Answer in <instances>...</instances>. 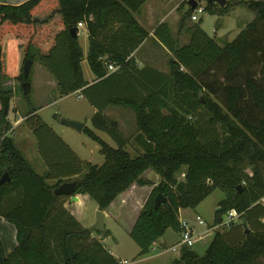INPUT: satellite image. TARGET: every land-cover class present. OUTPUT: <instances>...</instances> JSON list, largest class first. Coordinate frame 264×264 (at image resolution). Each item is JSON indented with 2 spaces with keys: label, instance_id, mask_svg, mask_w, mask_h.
<instances>
[{
  "label": "trees",
  "instance_id": "obj_1",
  "mask_svg": "<svg viewBox=\"0 0 264 264\" xmlns=\"http://www.w3.org/2000/svg\"><path fill=\"white\" fill-rule=\"evenodd\" d=\"M146 1L27 0L14 6L0 4V46L5 37L13 36L20 42L24 61L34 63L32 51L40 59H50L61 39L71 80L64 85L56 78L58 88L65 96L76 91L83 93L87 102L97 108L91 118L93 130L107 135L115 145L111 148L93 131L83 128L82 132L99 146L104 160L101 166L91 165L80 161L39 119L42 135L33 134L46 170L38 175L7 135L11 125L7 114L0 110V177L6 172L10 178L0 187V218L14 226L16 240L9 255L4 254L0 242V264H119L98 240L90 237L92 232L83 229L71 215L65 217V223L77 230H61L56 242L58 257L55 256L48 223L60 197L52 192L63 183L74 181L77 186L72 196H87L98 211H105L132 186L152 187L129 234L139 256L147 255L168 230L179 235L180 210L195 209L220 190L224 199L214 214L213 227L219 226L222 217L232 210L238 214L236 222L214 232L203 255L193 251V247H182L179 258L169 264H264V88L250 74L243 84L224 85L216 72L224 68L223 77L232 78L247 61L248 50L264 64V1L241 2L255 20L231 42L219 43L209 38L199 27L201 20L186 28L185 22L192 16L190 9L178 23V33L189 34L184 46L178 45V37H172L167 24H159L153 36L172 55L167 61V80L157 85V92L140 94L139 81L143 76L141 71L136 72L129 55L148 37L133 16ZM231 7L230 1L224 8L205 5L204 12L220 18L228 15ZM80 23L85 25L88 37L85 61L97 80L88 88L81 71L83 55L78 38L70 34ZM220 27L217 24L215 29ZM110 31L117 32L115 38L107 39L105 34ZM247 31L259 37L249 39ZM109 65L116 70L109 72ZM214 65L218 67L213 68ZM4 69L1 54L0 79L5 76ZM118 75L135 83L139 95L138 91L131 92V96L124 94ZM18 80L24 81L22 69ZM102 86L111 88V95L101 90L91 95ZM219 95L223 96L225 109L212 98ZM0 96L11 98L8 91L0 90ZM247 100L262 113L261 118L243 114ZM108 106L134 113L136 135L131 140L120 134L114 121L102 115ZM200 109L207 112L209 126L221 128L220 138L201 131ZM186 110L198 115L199 127L191 125V114H186ZM131 141L138 148L135 157L125 151ZM51 158L56 160L52 165ZM245 162L252 167L250 176L244 174ZM148 171L159 179L157 185L142 179ZM77 175L80 177L74 181L67 179ZM176 175L183 180L178 181ZM51 179L56 182L53 186L47 183ZM158 195L165 202L155 209ZM74 241L86 244L76 250Z\"/></svg>",
  "mask_w": 264,
  "mask_h": 264
},
{
  "label": "rangeland",
  "instance_id": "obj_2",
  "mask_svg": "<svg viewBox=\"0 0 264 264\" xmlns=\"http://www.w3.org/2000/svg\"><path fill=\"white\" fill-rule=\"evenodd\" d=\"M0 1L3 2L2 0ZM187 1L189 0H150L147 5L153 10L154 14L156 12L158 13L159 19L162 16H166L167 20L165 21L171 27L173 38L178 37V45L186 43L189 36V34L186 32H181L180 34L178 33L179 20L182 14L188 10V7L186 5ZM228 1H230V5H232V7L228 15L224 17L219 18L217 16H210L205 12H203L202 15H198V18H200L201 20L199 24L200 29H202L204 33L211 39L220 37L219 39H216L219 43L231 42L235 40L239 32L241 30H244L253 20H255V16L251 14L242 5L241 2L264 0H227V3ZM202 5L205 6L204 3H202ZM193 24L194 23L191 22V20H187L185 22V27H190ZM217 24H219V27L221 26L219 29H215ZM80 26L83 27V24H81ZM247 35L249 39L259 37L257 34L252 35L249 31H247ZM85 36L86 31L80 29L79 42L82 46V49L86 51L88 48V39ZM0 48L1 54L3 56V65L5 68V76L1 77L0 79V90H2L3 92L8 91L11 94V98L8 103L7 120L8 122L10 121L11 124H13V122H15L19 117H23L24 120H28H22L20 124H17L15 126L12 125L11 131L7 134L13 138L17 150L22 152L24 156L29 157L31 165L34 168L36 167L35 169H37V173L40 172L39 174L41 175L46 170L43 161L39 157L37 149L38 146L34 145L37 144L35 143L36 140L34 134L42 135V129L39 128L40 119L43 123L50 124L52 132L58 138L62 139L64 142H67L80 159L88 160V158L91 157V162L88 161L90 164L101 166L104 160L103 157H101V155H99L98 153L99 146L94 141L89 139L86 133H78L74 129L61 126V120L83 123L84 128L93 131L94 134L103 142L108 144L111 148H115L114 143L107 135L103 133H97L93 130L90 119V110L87 105V99L85 98L83 93H78L76 91L65 96L61 93V88L55 87L52 83L53 81L50 80V78H53L55 79V81H57L56 78H59L60 80H62L64 85L69 84L71 80V73L66 62V52L63 41L59 39L57 48L54 51V55L50 59H40L38 55L34 51H32V54L35 57V62L33 63L28 76L30 83V91L28 97H24V95L22 94V82L18 80L24 61V52L23 49L20 48V42L16 41L13 36L8 35L4 38ZM246 60L247 61H245L239 67L235 75L230 79H226L223 77L224 68L220 66V68L222 69L216 70L218 79L222 80L224 85L230 83L239 85L243 84L246 75L250 74L254 78V80L264 88V64H261L258 61V55H255L250 50H248L246 53ZM81 63L83 78L86 81H90L93 74L89 70V67L85 60H83V62ZM217 67L218 65L213 66V68ZM98 88V90L91 92V95H96L99 90H101V92H104L105 95H111L112 93V89L107 86ZM212 98L221 107H223L222 95ZM244 105L246 111L243 114L245 116L248 115L250 118L254 119L262 117V113L256 111L253 108L251 101H244ZM223 109L225 108L223 107ZM0 110H2L1 104ZM124 112H126L125 120L127 122L125 136L131 140L134 135L133 132L136 130V118L132 111L126 109ZM185 113L191 114V119H188V121H190L191 125L196 128L200 126L201 120L203 127L201 130L202 132L207 130L210 135L213 133L219 138L222 136V130L219 126L211 127L207 124L208 114L203 109H200V120L195 112L192 113L190 110H186ZM73 116L82 117V120L76 121L74 120ZM62 128H66L65 130H68V132L72 134H62L60 132ZM132 145L133 141H131L130 143V146ZM43 147L48 149V146L44 145ZM125 151L128 152L131 157H135V150L133 148L131 149L130 147H128L127 149H125ZM49 162L52 165L56 162V160L51 158L49 159ZM243 168L244 174L246 176H250L252 167L247 162H245L243 164ZM84 173L85 170H83L82 174ZM79 177L80 175H77L67 179L69 181H74ZM145 178L151 184L153 183V185H157L159 183V179L155 177V175L151 172H149ZM176 179L178 181H182L183 177L180 175H176ZM55 183L56 182L53 179L48 181V184L50 186H53ZM138 196H141L138 192V187H133L132 189H130V193H127L122 198H120V200H123V209L115 207V202L112 206L105 210V212L107 211L108 213L105 222V230L111 231L112 237L109 236L108 233H104L102 234L104 240L101 241L98 240L99 238H101V236H98L95 232L91 231L95 224V217L97 212L96 204L90 199L81 198L79 204L72 203L69 209V197H60L57 202L58 204L56 211L52 214V220H50L48 223L50 240L53 242L52 249L55 253V256L58 257V248L56 242L59 238V233L61 232V230L65 228H68V230H77L74 226L69 225L67 222L65 223V217L70 215L69 213L73 211L71 208L74 207L75 210L73 211V213L80 215L79 219H81L83 225L86 226L87 230L92 232L90 237L98 240L101 245L111 253V256L116 261L125 260L128 264H166L174 260L175 257L178 256L177 253L174 254L169 252L162 256L153 257V255L156 254V251H150V254L139 256L138 247L133 243L129 235L124 231L123 227H121V225L117 223L126 221V219L129 218L133 208H135V205L139 206L142 198H138ZM118 197L114 201H119ZM223 199L224 193L220 190H216L204 201H202L195 209L180 210V218L182 220L186 219L190 221V223H194L195 217L199 216L204 225H195L198 232L204 231L207 228H211L214 226V214L219 208L218 204ZM238 224H242V221H239ZM216 231L221 230L219 228L214 232ZM167 234L168 235H166V238L168 237V241L177 239V235L174 232L168 230ZM209 239H211V237L204 240V243L196 251L197 254L203 255L204 250L207 248ZM74 243V248L76 250H79L83 245L86 244L84 241H74Z\"/></svg>",
  "mask_w": 264,
  "mask_h": 264
},
{
  "label": "crops",
  "instance_id": "obj_3",
  "mask_svg": "<svg viewBox=\"0 0 264 264\" xmlns=\"http://www.w3.org/2000/svg\"><path fill=\"white\" fill-rule=\"evenodd\" d=\"M3 2L0 1V4H5V5H11V6H14V5H20L22 4L23 2L27 1V0H12V1H8V0H2ZM150 0H147L146 3H144V5L139 9V11L134 14V18L136 20V22L138 23V25L148 33V37L147 39H145L142 43H140L138 45V47L132 51V53L129 55L131 57V64L133 65V67H135L136 69V72L139 73V71H141V75L143 76V80L141 79V81H139L141 84V86L139 88H141V92H146L147 94H151L153 92H157L158 90V87L157 85L158 84H161L164 83L166 80H167V76H168V67H167V61L172 58V55L167 51V49H165L160 43L159 41L153 36V31L154 29L159 25V24H167L169 30H170V33L172 35V31H171V27L170 25H168V23H166L165 20H167L166 16H162L160 19L158 17V13L156 12L154 14L153 10L151 8H149L148 3H149ZM165 18V19H164ZM82 23H80L77 27V30H78V34H77V38H78V44L80 46V49L82 51V55H83V59L81 62H83V60H85V57H86V54H87V50H83L82 49V46L80 45V42H79V39H80V29H83L86 31V27L85 25L83 24V27H81ZM202 30V29H201ZM203 31V30H202ZM204 32V31H203ZM105 35H107V39L109 38H112L117 35V32L116 31H113V32H107ZM87 37V31H86V36ZM173 37V36H172ZM220 37H216V39H219ZM88 39V37H87ZM189 41V36H188V39L186 41V43L182 44V45H179V46H184L188 43ZM81 66H82V63H81ZM51 77V76H50ZM117 79H121L119 81L122 82V89L125 90V93L124 94H130L131 92H137L138 89L136 87V84L135 83H129L131 81L129 80H126V76L125 75H118L116 76ZM53 82V85L55 87H58V83L57 81H55V79H51ZM84 83L87 84L86 88L92 86V85H95L97 83V80L96 78L93 76H91V79L90 81H86L84 78ZM156 83V84H155ZM156 87V89H155ZM79 93V91H77ZM137 95H139V91L138 93H136ZM131 96V95H129ZM80 97V96H79ZM87 105L89 107V110H90V114H91V117L90 119L93 117V115L97 112V108L93 105H91L89 102H87ZM126 109L124 108H119V107H113V106H108V107H104V109L102 110V115L104 117H106L107 119L109 120H112L114 121L117 126H118V129H119V132L120 134L125 137V138H128L125 136V131H126V128H127V122L125 120V116H126V112H124ZM8 118V117H7ZM74 120L76 121H79V120H82V117H77V116H73ZM24 120L23 117H19L15 122H13V124H11V122L7 120V122L11 125V129H12V125L15 126L17 124H20V122ZM45 124V123H44ZM50 129H51V125L50 124H46ZM62 127H66V128H69L67 126H64L61 124ZM66 128H62L60 130V132L62 134H68V135H71L72 133L68 132V130H65ZM71 129V128H70ZM95 132L97 133H101V132H98L96 130H94ZM104 134V133H103ZM134 136L136 135V130L133 132ZM9 136V135H8ZM62 140V139H61ZM63 141V140H62ZM64 142V141H63ZM36 143V142H35ZM65 145L71 150L72 153H74V155L80 160V161H83V162H86V163H89L88 161L91 160V157L88 158V160H84V159H80L79 156L76 154V152H74L71 148V146L67 143V142H64ZM131 143V142H130ZM36 145V144H34ZM16 147V146H15ZM130 147L131 149L133 148L135 150V153L134 155L137 154V150L138 148L136 147V145L133 143L132 146H128ZM127 147V148H128ZM22 153V152H21ZM99 153V151H98ZM128 153V152H127ZM23 154V153H22ZM26 154V153H25ZM129 154V153H128ZM100 155V154H99ZM30 166L32 167L31 165V161L29 159V157L27 156H24ZM102 157V156H101ZM91 162V161H90ZM90 164V163H89ZM92 165V164H91ZM35 166V165H34ZM35 172L37 173V169H35L34 167H32ZM150 171L146 172L143 176H142V179L143 180H146V175L149 173ZM40 173V172H39ZM39 173H37L38 175H40ZM152 173V172H151ZM156 177V176H155ZM48 183V182H47ZM133 187H136V186H132L130 187L127 191H125L124 194L120 195L118 198H119V201H114L110 204V206H112L115 202H116V206L117 208H124L123 207V200H120V198H122L125 194L127 193H130V189H132ZM137 188V187H136ZM152 190V187L151 186H146V187H138V192L139 194L141 195L140 197L138 196V198H142V201H140L141 203L139 204V206L135 205V208H133L132 212L130 213V216L128 219H126V221L124 222H117L119 225H121V227H123L124 231L129 235L131 230H132V227L135 223V220L141 210V208L143 207L144 203L146 202L148 196H149V193L151 192ZM132 191V190H131ZM76 201H70L68 200V208L70 209L71 207V204L72 203H76V204H79L80 201H81V198L83 199H88L87 196H84V195H76ZM109 206V207H110ZM66 207V206H65ZM108 207V208H109ZM107 208V209H108ZM67 209V208H66ZM73 211L75 210L74 207L71 208ZM106 209V210H107ZM73 211H71L69 214L71 215V217L85 230L86 229V226L83 225V223L81 222V219H79L80 215H77L76 213L74 214ZM104 214H105V222H106V217L108 216V213L107 211H103ZM196 217H199V216H196ZM195 217V218H196ZM201 219V218H200ZM179 220H182L180 218V211H179ZM184 221H186L194 230V232L197 234V236H199V240L196 242V244L193 246V251H197L200 246L204 243V240L211 237L212 239V236H213V232L215 230H217L215 227H211V228H207L205 229L204 231H201V232H198L195 225H198L196 223V221L193 223H190V221L186 220V219H183ZM195 220V219H194ZM203 222V221H202ZM92 231V230H91ZM93 232V231H92ZM106 233L109 234V236L112 237V233L111 231L109 230H105ZM168 232V231H167ZM167 232L165 233V235L158 239L151 247L150 251L151 252H155L156 251V254L153 255L154 256H162L166 253H174V254H178L177 257H175L174 260H177L179 258V251L181 248H179L177 251L175 252H172L171 251V248L174 247L178 241H179V235H177V239L175 240H172V241H168L167 238H166V235ZM212 232V233H211ZM101 238H103L104 240V237L101 236ZM101 238H99L98 240L101 241ZM211 239H209L208 243L211 241ZM0 242L2 244V249H3V252L5 255H9L16 247V240H15V229H14V226L5 222L2 218H0ZM110 253V252H109ZM150 254V252L148 253ZM111 255V253H110ZM174 260L170 261L169 263L173 262ZM125 261V260H124ZM118 262H122V261H118ZM169 263H166V264H169Z\"/></svg>",
  "mask_w": 264,
  "mask_h": 264
},
{
  "label": "water",
  "instance_id": "obj_4",
  "mask_svg": "<svg viewBox=\"0 0 264 264\" xmlns=\"http://www.w3.org/2000/svg\"><path fill=\"white\" fill-rule=\"evenodd\" d=\"M198 2H203L205 5H208L210 7L216 5L219 8H224L227 3V0H189L187 1L186 5L188 9H190L191 11H194ZM70 34L72 38H76L78 34L77 28L71 30ZM0 56H1V48H0ZM32 65H33V61L29 59H26L22 65V78L24 81L21 83V90H22V94L24 95V97H28V94L30 91V83L27 82L26 79L29 76ZM8 103H9V98L7 96H0V104L2 107L3 115L7 114L8 112ZM61 124L71 129H74L78 133H81L84 128L83 123H78V122H73V121H68V120H61ZM9 182H10V178L8 174L5 172L0 177V187ZM76 186H77L76 181L66 182V183L59 185L56 189H54L52 194L55 197H69L70 201H76L77 200L76 197L72 196V194L75 191ZM164 202H165V199L161 195L156 196L154 199V208L156 209L161 203H164ZM217 211H219V208L217 209ZM92 231H95L96 233H99V234L105 233V214L103 211L97 210L96 217H95V224L92 228ZM101 240H103V238H101Z\"/></svg>",
  "mask_w": 264,
  "mask_h": 264
},
{
  "label": "built area",
  "instance_id": "obj_5",
  "mask_svg": "<svg viewBox=\"0 0 264 264\" xmlns=\"http://www.w3.org/2000/svg\"><path fill=\"white\" fill-rule=\"evenodd\" d=\"M203 2H198L196 5V8L194 11H192V16L190 18L191 22L194 24L197 23L200 18H198V15H202L204 12L205 6L202 5ZM195 17V19H193ZM116 68L112 65L108 66V71L113 72ZM238 219V214L235 211H229L227 212L223 218L222 223L215 227L216 229L222 230L225 228H228L230 225L236 222ZM196 223L198 226H203L204 223L200 219V217L195 218ZM179 226H180V233H179V241L178 243L171 248L172 252L177 251L179 248L186 247V248H192L196 242L200 239L199 236L194 232L193 228L184 220H179ZM119 264H128L126 261L119 262Z\"/></svg>",
  "mask_w": 264,
  "mask_h": 264
},
{
  "label": "clouds",
  "instance_id": "obj_6",
  "mask_svg": "<svg viewBox=\"0 0 264 264\" xmlns=\"http://www.w3.org/2000/svg\"><path fill=\"white\" fill-rule=\"evenodd\" d=\"M193 19H195V17H193Z\"/></svg>",
  "mask_w": 264,
  "mask_h": 264
}]
</instances>
